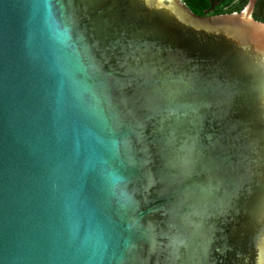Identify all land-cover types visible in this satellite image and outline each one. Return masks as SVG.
Returning a JSON list of instances; mask_svg holds the SVG:
<instances>
[{"label":"water","instance_id":"95a60500","mask_svg":"<svg viewBox=\"0 0 264 264\" xmlns=\"http://www.w3.org/2000/svg\"><path fill=\"white\" fill-rule=\"evenodd\" d=\"M257 0H0V264H264Z\"/></svg>","mask_w":264,"mask_h":264},{"label":"trees","instance_id":"16d2710c","mask_svg":"<svg viewBox=\"0 0 264 264\" xmlns=\"http://www.w3.org/2000/svg\"><path fill=\"white\" fill-rule=\"evenodd\" d=\"M195 15L210 17L240 12L248 0H181ZM253 18L264 23V0H257Z\"/></svg>","mask_w":264,"mask_h":264}]
</instances>
